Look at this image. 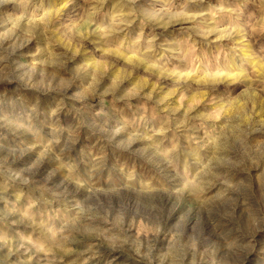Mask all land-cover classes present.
<instances>
[{
	"label": "clouds",
	"instance_id": "9594fccd",
	"mask_svg": "<svg viewBox=\"0 0 264 264\" xmlns=\"http://www.w3.org/2000/svg\"><path fill=\"white\" fill-rule=\"evenodd\" d=\"M0 264H264V0H0Z\"/></svg>",
	"mask_w": 264,
	"mask_h": 264
}]
</instances>
